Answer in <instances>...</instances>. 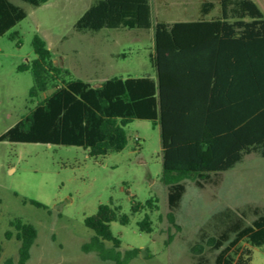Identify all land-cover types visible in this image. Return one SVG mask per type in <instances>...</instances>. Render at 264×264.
I'll return each instance as SVG.
<instances>
[{"label": "rangeland", "instance_id": "obj_1", "mask_svg": "<svg viewBox=\"0 0 264 264\" xmlns=\"http://www.w3.org/2000/svg\"><path fill=\"white\" fill-rule=\"evenodd\" d=\"M11 1L25 8L27 16L0 36V137L72 78L95 86L114 76L156 78L150 54L157 21L195 20L202 2L151 0L153 26L149 29L78 30L76 23L93 0H48L41 5ZM214 1L217 8L209 17L219 12L218 0ZM256 1L264 11V0ZM36 35L46 41L53 63L64 72L50 81L46 91L32 97L33 71L19 66L37 57ZM125 129V148L99 157L78 145L0 139V264L9 259L19 264L21 242L13 224L18 219L38 231L25 264H117L84 248L95 235L85 219L101 204L120 206L121 212L130 215L127 224L110 223L121 240L120 251L144 250L129 264H198L192 246L204 231L208 236L222 231L225 225L216 216L223 210L245 211L247 224L255 219L256 207L264 213V156L254 152L235 167L211 174L202 186L185 179L186 191L172 219L169 186L163 180L160 124L136 118ZM152 197L157 198L158 208L145 206ZM136 202L144 205L138 211L133 210ZM146 215L152 219V232L140 229L139 222ZM9 231L15 234L11 238ZM204 246L205 264H215L219 250ZM251 248L249 264H264V245Z\"/></svg>", "mask_w": 264, "mask_h": 264}, {"label": "trees", "instance_id": "obj_2", "mask_svg": "<svg viewBox=\"0 0 264 264\" xmlns=\"http://www.w3.org/2000/svg\"><path fill=\"white\" fill-rule=\"evenodd\" d=\"M25 1L41 5L48 0ZM218 4L219 12L212 17L217 1L202 0L196 20L157 21L150 54L156 78L114 76L97 86L72 78L0 139L78 145L90 156L99 157L125 148V126L133 119H150L162 130L163 180L169 186L170 216L174 219L186 191L185 179L202 186L211 174L235 167L248 154L264 156V11L256 0H218ZM26 16L22 6L0 0V36ZM152 26L151 0H93L76 23L78 30ZM34 49L37 57L19 66L33 71L32 97L46 91L50 81L64 72L53 63L52 52L40 35L34 37ZM156 201L152 197L145 206L158 208ZM143 206L136 202L133 210ZM254 213L250 224L245 211L238 214L228 208L218 214L217 221L225 225L222 231L211 236L204 231L192 246L198 264H205L204 244L219 250L215 264H249L251 246L264 245V213L259 207ZM115 220L127 224L130 215L121 212L120 206L101 204L96 213L86 217L85 223L95 235L84 248L117 264H129L144 250H119L121 240L110 226ZM13 224L21 242L19 264H25L38 231L20 219ZM139 226L142 231L154 229L149 215ZM14 235L7 232L9 238ZM107 241L112 242L111 247L106 246ZM1 251L0 244V256ZM6 264L15 262L9 259Z\"/></svg>", "mask_w": 264, "mask_h": 264}, {"label": "crops", "instance_id": "obj_3", "mask_svg": "<svg viewBox=\"0 0 264 264\" xmlns=\"http://www.w3.org/2000/svg\"><path fill=\"white\" fill-rule=\"evenodd\" d=\"M198 18H199V17H198ZM198 18H197V19H198ZM195 20H196V19H195ZM187 21H191V20H187Z\"/></svg>", "mask_w": 264, "mask_h": 264}]
</instances>
